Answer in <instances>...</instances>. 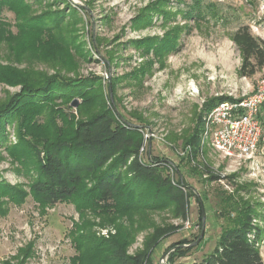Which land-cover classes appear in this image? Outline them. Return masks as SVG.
I'll use <instances>...</instances> for the list:
<instances>
[{
    "label": "rangeland",
    "instance_id": "1",
    "mask_svg": "<svg viewBox=\"0 0 264 264\" xmlns=\"http://www.w3.org/2000/svg\"><path fill=\"white\" fill-rule=\"evenodd\" d=\"M26 2L31 5L30 16L62 11V34L74 43L72 64L55 59L17 64L8 61L11 52L5 43L0 44L1 64L11 62L17 68L69 78L96 76L107 105L143 134L142 160L168 161L171 179L183 180L187 187L186 218H175L168 208L148 212L145 220L135 218L142 227L127 245L129 253L143 249L153 228L174 226L153 245L146 264L197 263L215 248L221 228L235 217V210L247 205L258 215L253 221L264 231V133L249 160L221 156L201 136L192 156L186 141L194 129H203L208 101L259 89L264 65L252 75L239 74L242 59L231 35L239 25H246L254 37L264 39V0H203L204 20L196 22L186 15L190 0ZM153 6L160 11H153ZM146 13L148 20L137 24L138 16ZM0 20L16 32L13 11L2 7ZM167 37L172 39L170 48L159 55L156 47ZM147 39L156 45L149 49L135 45ZM19 87L0 83V100ZM80 101L77 96L67 104L57 103L76 115ZM260 115L264 130L263 110ZM6 132L8 143H16L14 124H7ZM0 181L27 192L20 204L0 195V264L22 260L24 251L29 254L23 264H72L77 254L72 236L78 228L80 233L88 229L94 236L110 238L123 222L113 214L88 209L81 214L72 201L40 204L29 192L28 175L2 145ZM258 245L264 263V234Z\"/></svg>",
    "mask_w": 264,
    "mask_h": 264
},
{
    "label": "trees",
    "instance_id": "2",
    "mask_svg": "<svg viewBox=\"0 0 264 264\" xmlns=\"http://www.w3.org/2000/svg\"><path fill=\"white\" fill-rule=\"evenodd\" d=\"M202 1L190 0L187 18L204 20ZM2 7L13 11L17 19L15 33L0 20V44L5 43L11 52L8 61L19 64L23 60L55 59L72 64L69 57L74 43L70 36L62 34V11L30 16L32 9L26 0H0ZM158 7L153 6L152 10L158 12ZM138 19L137 24L146 22L148 13ZM231 38L242 59L239 74L249 76L263 67L264 39L254 37L246 25H239ZM170 39L167 37L156 47L159 55L170 48ZM135 45L149 49L156 44L147 39L136 41ZM99 80L96 76L46 74L34 68L14 67L11 62L2 65L0 57V83L20 86L18 92L7 93L0 100V145L28 175L29 192L40 204L72 201L81 214L88 209L122 219L110 238L94 236L85 229L87 224L81 233L78 228L72 236L77 251L72 264H146L153 245L175 227L153 228L143 249L131 254L127 245L142 227L135 218L144 219L148 212L168 208L175 218L185 219L186 186L183 180L171 179L168 161L139 158L143 134L107 105ZM77 96L81 101L76 115L57 103L67 104ZM226 99L230 98H221ZM221 100L208 101L205 111ZM262 110L264 101L260 120ZM7 124H14V144L8 143ZM201 131L202 127L194 129L186 138L193 149L192 156L199 149ZM26 194L20 186L0 181V195L15 204L22 203ZM254 216L258 215L249 205L235 210V217L221 228L215 248L193 264H264L258 245L264 231L253 221ZM23 253V258L29 254ZM23 258L1 264H23Z\"/></svg>",
    "mask_w": 264,
    "mask_h": 264
},
{
    "label": "built area",
    "instance_id": "3",
    "mask_svg": "<svg viewBox=\"0 0 264 264\" xmlns=\"http://www.w3.org/2000/svg\"><path fill=\"white\" fill-rule=\"evenodd\" d=\"M258 88L253 94L221 100L205 113L201 140L208 141L221 156L249 160L258 149L264 133L259 116L264 78ZM139 149V158L143 159L144 144Z\"/></svg>",
    "mask_w": 264,
    "mask_h": 264
},
{
    "label": "water",
    "instance_id": "4",
    "mask_svg": "<svg viewBox=\"0 0 264 264\" xmlns=\"http://www.w3.org/2000/svg\"><path fill=\"white\" fill-rule=\"evenodd\" d=\"M72 105H73V106H76V101H73ZM201 236H202V234L199 236V238L196 240V242L201 238ZM196 242H195V243H196Z\"/></svg>",
    "mask_w": 264,
    "mask_h": 264
}]
</instances>
